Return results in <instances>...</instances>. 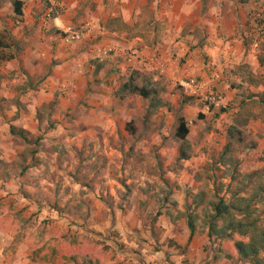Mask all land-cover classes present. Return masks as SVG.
Wrapping results in <instances>:
<instances>
[{
	"label": "crops",
	"instance_id": "obj_1",
	"mask_svg": "<svg viewBox=\"0 0 264 264\" xmlns=\"http://www.w3.org/2000/svg\"><path fill=\"white\" fill-rule=\"evenodd\" d=\"M19 1L21 15L14 13L12 0H0V192L9 193L10 211L8 217L0 214V264H45L34 256L38 248L34 241L23 237L21 230L22 235L17 233L15 227L22 223L10 214L27 203L18 198L14 202L16 196L10 193L35 190L43 181L62 187L63 192L86 191L91 183L75 179L80 175L79 155L83 152V175L90 180L105 178L94 185L96 192L102 185L118 188V176L136 175L133 160L137 154L132 151H144L151 145L149 117H145L149 102L144 99L147 105L141 113L131 103L143 98L128 95L121 99L117 92L140 72L158 91L160 125L171 117L168 102L177 97L179 110L174 114H181L189 130L203 120H212L213 127L222 131L225 144L232 123L226 119L229 127L223 131L219 122L225 117L223 111L237 105L244 89L251 91L246 100L256 99L258 94L253 93L262 91L261 85L250 80L264 74V40H254L250 24L253 10L264 0H58V11L46 26L44 0ZM84 24L91 30L79 42L66 44L58 32L62 26ZM129 52L136 57L128 58ZM214 68L222 71L219 80L214 78ZM188 77L216 86L225 107L208 109L194 97L170 92ZM137 117H141L136 121L141 136L134 127ZM10 128L22 131L24 139ZM210 140L200 141V147H211ZM204 157L192 154L182 161L193 167ZM243 158L245 161L247 156ZM139 175L148 176L145 171ZM51 176L59 179H43ZM90 193L92 189L83 206L94 204ZM114 221L122 227L126 220L118 216ZM93 223L91 220L90 228L101 231ZM165 224L168 240L163 252L150 255L148 264H231V259L205 248L207 233L195 232L190 238L185 218ZM148 238L153 241V236ZM135 240L131 236L125 241L133 244ZM125 254L134 260L133 253Z\"/></svg>",
	"mask_w": 264,
	"mask_h": 264
},
{
	"label": "rangeland",
	"instance_id": "obj_2",
	"mask_svg": "<svg viewBox=\"0 0 264 264\" xmlns=\"http://www.w3.org/2000/svg\"><path fill=\"white\" fill-rule=\"evenodd\" d=\"M263 56L264 53L261 57L262 60H264ZM146 78L147 76L140 72L136 79L141 82ZM250 82L262 87V91L253 93L258 94L257 98L246 100V95L251 91L244 89L241 95L242 99L236 101V106L227 107L223 111L224 121L219 119V122L223 131H226L229 126L225 120L229 119L232 123L231 126H235L240 132L236 138L228 139L226 137L225 144L230 142L228 155L237 159L238 173L241 175L254 173L251 182L238 178L229 183V179L223 177L227 171L218 167L215 162L224 151L225 144H223L222 131L213 127L212 120H203L200 126L193 125L187 138L189 154H193L195 157L203 154L205 156L203 160L192 167L186 161L176 159L180 141L175 137V130L177 119L181 115L174 114L179 110L177 104L179 99L176 97L175 101L168 102L169 108L172 109L171 117L161 125L159 109L149 116L146 121L147 125L149 124L147 138L151 145L145 146L144 151L142 149L132 151L133 154H137L138 158V161L135 160L136 157L133 160L136 163L134 171L137 174L129 177L124 174L118 176L117 180L120 184L118 188L115 185L113 187L102 185V191L101 189L97 192L93 190L94 185L97 183L100 185L105 178L90 180L86 175H83L85 174V171L83 172L84 162H86L83 152L79 155L78 165H81V168L77 173L80 175L75 179L82 184L89 185L91 183L86 187V191L76 188L73 191H69V189L67 192H63L62 187L54 188L43 181L35 190L28 189L21 193H10L16 196L15 199H12L14 202L18 198L27 203L21 211L10 214L22 223L15 227L17 233L33 240L35 248L46 243L50 237L49 230H52L56 238L61 233H67L73 238L76 243L73 248H66V243L63 242L59 249L67 255L75 254L74 262H66L61 259L52 262L42 260L45 261V264H148V257L150 255L158 256L155 253L163 252V246L168 240L165 237L168 236L165 222L182 219L187 208L197 215L196 232L198 234L207 233L205 218L210 212L211 202L221 198L228 199L229 191L232 188L238 190L246 186L241 195L249 196L258 186L264 185V74L255 77ZM170 92L182 94L177 85H174ZM131 105L140 108L142 113L147 101L139 98L137 101L134 100ZM140 118L137 117L133 122ZM134 127L139 136L143 135L138 122L134 123ZM211 133L214 135L212 136ZM209 138H211V147L208 145L200 147L199 142L204 139L208 142ZM192 143L194 146L191 145ZM85 154L88 155L86 152ZM244 156H247L245 161L244 158L240 159ZM49 160L50 158H48V163H50ZM242 163L243 166H241ZM98 164L97 162L96 167ZM78 165L74 164L75 168ZM140 171H145L148 176L139 175ZM43 179L54 181L59 178L51 176ZM89 189H92L90 194L94 196V204L91 201L90 207L83 206L86 205L85 196L89 193ZM8 194L0 192V214L5 217H8L7 215L10 213L7 210ZM200 199H202L201 203L194 206V202H198ZM256 208L254 216H259L261 220L259 224L264 227V203L259 202ZM62 216L64 220L59 218ZM118 216L126 220L122 227L121 224H118L119 220L114 221ZM91 220L100 225L101 231L90 228ZM109 221L110 225L107 223ZM158 222L160 223L158 224ZM20 230L22 234L19 232ZM148 235L153 236L152 242ZM131 236L136 238L135 242L133 244L126 243V238L130 239ZM55 243L53 241L47 245L46 252ZM29 245L32 247L31 243ZM219 246L233 254L231 264H250L237 256L229 242H221L220 245L218 240L211 239L208 240L205 248L214 253ZM126 252L134 254L133 261L128 260Z\"/></svg>",
	"mask_w": 264,
	"mask_h": 264
},
{
	"label": "trees",
	"instance_id": "obj_3",
	"mask_svg": "<svg viewBox=\"0 0 264 264\" xmlns=\"http://www.w3.org/2000/svg\"><path fill=\"white\" fill-rule=\"evenodd\" d=\"M239 3H245L247 0H237ZM13 11L17 15L22 14V2L19 0H12L11 2ZM117 95L123 99L128 95H137L143 99L148 100V107L146 110L145 117H149L159 106L162 105L161 99L158 97V91L156 88L151 87L150 83L144 80L139 84L136 77L133 75L124 82ZM185 99H182L184 102ZM128 127H131L130 124ZM12 134H17L23 137V132L18 131L14 128H10ZM240 132L231 126L227 130V136L229 139L236 138ZM189 134V128L184 118L179 116L177 119V127L175 130V137L180 141V145L177 150L178 161L186 160L190 157L188 152L189 145L187 144V136ZM24 139V137H23ZM230 147V142H227L224 146V151L219 156L218 160L215 162L216 165L227 173L224 178L229 179V183L232 181L240 179H246L247 182H251L254 176L253 174L241 175L238 173V161L228 155ZM232 167V168H231ZM231 168V170H230ZM243 182V181H242ZM246 189V186L238 190L229 191V198H221L214 200L209 205V213L206 219L207 236L208 239H216L220 242L231 243L232 249L235 251L240 259L248 261L250 264H264V227L260 226L259 216H254L256 214V205L264 203V185L258 186L254 192L249 196L241 195V193ZM202 199L198 202H194V206L201 203ZM183 218L186 219L188 229L190 231V238L196 232L197 226V215L193 214L187 208L183 214ZM49 239L46 240L42 246L34 251V256H38L40 259L45 261H54L56 259H61L66 262H74L76 259L75 254L67 255L65 252H61L59 247L64 242L66 243V248H73L76 244L67 233H61L58 238H56L52 230L48 231ZM56 242L50 246L49 251L46 252V246L50 245L51 242ZM216 252L225 259H232L233 254L224 250L219 246ZM86 257V255H84ZM216 258V257H215ZM91 263V262H90Z\"/></svg>",
	"mask_w": 264,
	"mask_h": 264
},
{
	"label": "built area",
	"instance_id": "obj_4",
	"mask_svg": "<svg viewBox=\"0 0 264 264\" xmlns=\"http://www.w3.org/2000/svg\"><path fill=\"white\" fill-rule=\"evenodd\" d=\"M46 8L43 15V24L46 26L56 15L58 11V0H44ZM251 32L254 35V40L264 38V5L261 4L255 8L251 17ZM91 28L89 24H84L81 27L66 25L59 28V34L66 44H72L81 41ZM128 54V55H127ZM131 57H136V53H126ZM214 65H210V68ZM214 78L219 80V74L222 72L220 69L212 70ZM177 86L181 92L187 96L194 97L200 101L208 109H222L225 107L224 96L219 89L209 82H202L196 77H188L177 82Z\"/></svg>",
	"mask_w": 264,
	"mask_h": 264
}]
</instances>
